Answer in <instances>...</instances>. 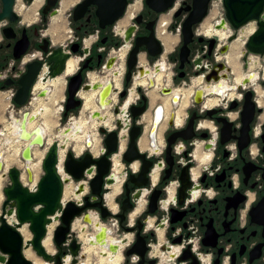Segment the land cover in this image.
<instances>
[{
	"label": "flooded vegetation",
	"instance_id": "1",
	"mask_svg": "<svg viewBox=\"0 0 264 264\" xmlns=\"http://www.w3.org/2000/svg\"><path fill=\"white\" fill-rule=\"evenodd\" d=\"M41 1L36 20L23 21L15 12L17 19L14 22L3 20L5 22L0 26V91L6 88L16 91L17 80L32 61L38 60L42 64L36 82L40 79V74H48L47 56L56 49L68 53L69 58H77L78 66L73 74L80 71L84 82H91L88 79L89 74L104 77V80L96 82L104 85L107 81L110 82V102L103 110L112 108L114 127L105 128L108 131L119 129L116 121L118 117L122 119V115L114 114L115 107L126 110L129 114L124 150L120 155V162L125 166V177L121 190L113 201L117 202L119 212L126 187L129 189L132 206L126 214L124 224L134 230L128 232L127 237L134 242L139 220L143 224L142 230L149 247L147 260L155 258L157 264H189L190 258L180 260V257L194 255L198 264H207V261L209 264H214L215 261L217 264H264V76L261 77L258 72L259 77L253 82L252 73L245 74L241 82L235 83V71L224 59L241 29L235 33L229 25L218 27L224 18V10L222 8L220 11L219 5L208 0L206 15L192 25L193 35L186 44L187 54L182 62L183 24L195 9V0H172L171 5L163 12L157 10L169 0H126L122 16L104 28L99 25L96 5L89 6L79 19L74 20L73 9L82 1L76 0L67 9L66 29L63 17V32L58 33L55 39L47 34V30L52 19L50 13L55 8L59 9L60 0H57L55 6L47 8L45 13L46 0ZM31 4L29 0H22L24 9ZM212 7L219 9L220 16H210ZM26 17L29 18V15ZM208 17L213 18L207 24ZM8 26L12 28L8 32L10 37H6L3 32ZM219 28L228 31L224 41L215 33ZM255 29L254 23L253 31ZM24 33L29 40L27 50L19 58H14L15 45ZM252 33L242 40V52L238 61H242L243 67L240 64L239 67L243 73L248 70L250 57H258L261 61L264 56L249 54L244 59L245 42L248 39L246 37ZM151 34L158 41L161 52L151 55L150 51L156 49L155 46L142 43L135 63L129 68V54L137 40L147 42ZM232 35L235 37L230 39ZM86 42H89L88 45ZM166 42L170 44L169 51H166ZM85 48L88 49L87 52ZM123 50L124 71L121 88L116 90L111 78L118 74L116 69L121 65L119 56ZM162 65L165 66V71L162 85L158 88L156 76L163 70ZM197 78H201L200 85L194 83ZM142 79L146 82L144 86L136 84ZM256 83L261 95L254 87ZM173 89H180L181 93L184 90L193 91L190 93L181 124L175 126L174 116L171 114L160 142L158 129L163 119V105L160 101L151 103L150 94L153 92L156 98L157 94L160 97L170 96L172 107H176L183 97L175 94ZM122 93L124 95L121 96ZM33 94L32 87L27 103ZM111 94L117 97L112 106ZM131 94H136L132 100L129 98ZM174 97L175 101L172 100ZM207 100H216L215 105L207 107ZM63 102H66V91ZM144 103V112L136 118L131 117V107H141ZM152 104H155L151 112L154 116L149 127L150 123L143 118ZM13 106L20 112L22 107L14 103ZM103 110H100L101 113ZM157 110L160 118L155 121ZM66 117L62 115V119L66 120ZM144 123L148 126H144ZM124 125L123 121L122 129ZM135 125L140 129L136 138L137 149L151 162L146 183L141 186L129 180L131 175L133 178L137 176L141 161H121L129 143V131ZM98 135L103 144L105 134L98 132ZM142 137L146 139V150H141L138 144ZM170 137L173 139L169 145ZM135 163L137 169L134 170L132 166ZM106 188L105 196L109 191L108 185ZM154 194L156 209L150 213L148 204ZM106 206L111 211L107 202ZM148 222L152 226L145 229ZM158 233H161L163 239L159 249L166 255L162 260L157 255H148L152 244L156 242V235L159 236ZM162 246L169 249L162 250ZM187 248L189 251H185Z\"/></svg>",
	"mask_w": 264,
	"mask_h": 264
},
{
	"label": "water",
	"instance_id": "2",
	"mask_svg": "<svg viewBox=\"0 0 264 264\" xmlns=\"http://www.w3.org/2000/svg\"><path fill=\"white\" fill-rule=\"evenodd\" d=\"M33 2L34 0H29ZM169 0L165 6L160 8L159 12L165 11L170 5ZM208 0H195V9L192 11L189 18L183 24L184 46L181 49V61L183 62L187 54L186 44L190 41L192 34L191 28L194 23L199 22L206 15V6ZM57 0H46L47 8L55 6ZM149 3V1H148ZM0 22L8 20L14 22L17 19V14L14 10L15 0H1ZM91 5H96V15L99 18V25L104 28L106 25L112 24L120 18L126 6V0H82L73 9V19H79ZM199 5V6H198ZM198 6V7H197ZM224 10V18L221 20V25L218 27H226L227 25L236 33L239 29L253 22L256 24V29L248 37L245 42L244 59H247L249 54L264 55V0H222ZM57 8L53 9L50 17L53 18L57 14ZM12 30L10 26L3 29L6 37H10L9 31ZM232 35L230 39L234 38ZM137 40L135 47L129 54L128 64L129 68L136 61V54L142 43L154 45L156 49L150 51L151 55H157L161 52L158 41L151 34L146 40ZM29 44V40L25 33L21 39L17 41L13 56L19 58L25 53ZM75 51V49H73ZM88 49L85 48V52ZM69 54L63 52L61 49H56L47 56L48 74H43L41 80L47 82L57 76L61 75L66 67ZM42 64L35 60L27 64L25 73L17 80L18 88L12 97V101L16 106L23 107L28 102L29 92L35 84L38 71ZM129 74L126 79L128 80ZM208 80V76L206 77ZM66 102L63 106V116L69 119L75 115L74 112H79L83 101L79 97L80 92L98 91L97 93V110L89 113L91 120L103 121L106 119L100 110L106 108L110 102L109 94L111 92L110 82L106 85L100 82H84L81 72L72 74L66 78ZM165 91V90H164ZM49 91L42 89L38 92L40 97L47 95ZM168 92V91H165ZM124 93L121 94V96ZM145 102V98L143 97ZM175 101V97L173 98ZM145 110V103L141 107H131V117L136 118ZM77 112V113H78ZM115 115H122L117 118L116 125L119 129L107 130L104 126H99L98 132L105 134L103 139V149L100 155L93 156L89 151L84 152L80 156H75L71 151H67L62 162L59 163V151L65 148L64 142L58 140L53 141L47 147V150L42 159V174L39 180L32 186L28 187L22 182V174L26 172L28 179H32V172L28 167V163L32 160V150L34 147L42 146L45 143V133L41 125H37L32 132L33 136L25 139L27 133L26 124L29 123L30 118L35 120L37 116H29V112L25 111L21 115V119L16 118L20 122L18 129V137L20 140L27 142L23 148L20 159L24 164V168L11 166L4 171L3 160H0V171L3 175L9 178V183L3 188L4 200L0 210V264H33L30 260L25 258L24 250L31 247L33 251L49 264H63L66 257H70V263L76 264L78 258L85 256L81 252L82 243L79 241L75 232H72L73 221L81 216L82 220L91 224V216L88 209H97L99 218L105 221L112 216V212L108 209L105 203V193L107 192V185L115 182L111 168V158L118 152L119 149V132L122 129L123 121L125 123L123 129H126L128 124V113L126 110L117 107L113 110ZM30 117V118H29ZM160 118V114L156 111L155 120ZM9 119H12V115ZM65 120V119H64ZM191 125V120L189 126ZM23 126V128H22ZM139 127L133 126L129 131V143L127 149L122 154V161L124 163H131L134 160L141 161L140 171L134 178L130 176L129 180L137 186L144 185L147 179V172L151 165L145 154L139 152L136 146V138L139 135ZM32 133V134H33ZM37 139V140H36ZM173 138H169V145ZM91 140L87 138L86 146L90 147ZM169 152V146L167 149ZM59 164H61V171L65 176L61 175L59 171ZM70 180L78 182L76 185V193L79 194L84 190L82 181H86L88 186V194H84L81 201H64L63 192L64 186ZM105 190V191H104ZM104 191V192H103ZM149 212L153 213L156 209L155 194L149 200ZM129 199V189L126 187L125 198L119 205V212L114 214L118 219V223L125 233L134 230L132 227L126 226V214L131 208ZM56 221L57 225L53 230V243L56 247L54 253H49L43 246V240L47 234L48 226ZM23 225H28L31 233V238L23 239L19 228ZM137 231L135 233L134 242L127 248L121 251L124 263L128 264L132 256H136L137 260L134 264H157L155 258L147 260V251L149 247L146 243L145 233L143 232V224L138 220L136 225ZM106 227L97 229V233L89 241L90 244L98 246L100 249L110 251L115 254L119 250V245L116 242L100 243L99 239L108 234ZM158 237L156 235V241ZM177 241H179L177 239ZM127 238L120 239L121 244H125ZM206 244V243H205ZM162 250L169 249L166 246L161 247ZM189 251V249H185ZM104 255V252H101ZM191 259L189 264H198L194 255L181 256L180 260ZM217 264V261L214 262Z\"/></svg>",
	"mask_w": 264,
	"mask_h": 264
},
{
	"label": "bare ground",
	"instance_id": "3",
	"mask_svg": "<svg viewBox=\"0 0 264 264\" xmlns=\"http://www.w3.org/2000/svg\"><path fill=\"white\" fill-rule=\"evenodd\" d=\"M37 1H39V0H34L32 2V4L34 5ZM75 1L76 0H60V5H59L58 12L51 19L50 27L47 30V34L50 35L53 39H55V36L58 33L63 32V26L62 25H63L64 13ZM17 9H19L18 12H20V11L23 12V10H24L22 5H21V8H17ZM28 15H29V12H27L25 14V17L28 16ZM250 24H252V26L248 27V29H246V30H244L245 28L243 29L244 32L247 31L246 32L247 34L252 33V31L254 29V23L251 22L247 26H249ZM215 33L219 36L221 41H224L227 38V36H228V31H226L225 29H220L219 28L218 30L215 31ZM246 38H248V37H246ZM88 43L86 42V45H88ZM165 45H166V51H169L170 44H168V42H166ZM242 45H243V41L242 40L241 41L235 40L231 44V50H230L229 54L224 59L227 60L230 63L231 69H233V71H235V75H236L235 79H234L235 83L241 82V80H242V78H243V76L245 74H250L251 75V73H252L253 78L251 76L252 79L251 78H249V79H251L254 82L256 80V78H258L257 69H259V70L262 69L264 71V56L261 58V61L260 60H256L255 62L253 61L252 62L253 66L249 65L248 70H247L248 72L243 73L242 70H241V68L243 66L240 68L239 66L241 64L238 61L239 56H240V54L242 52L241 51ZM124 56H125V51L123 50V52H121L120 56H119V60L121 61V65H119V67H117V69H116L117 70L116 72H118V74L111 78L116 90L121 88V78H122V75H123L122 73L124 71V61H123L124 60L123 59ZM251 59H252V57H250V61H251ZM142 61L143 60H141V62ZM246 63H247V61H246ZM260 64H262V65H260ZM77 66H78L77 65V58H69L67 60V62H66L65 70H64V72L61 75L57 76L56 78H54L52 80H48L47 82H43L41 80V77H40V79H38V81L33 86V92H34V94H36V98L32 99L30 101V103H29L31 105L30 107L32 108V111L30 112V114L33 115V116H40L39 118H41V122L40 123H41V126H42L43 130H44L45 136H46V133H47L48 130L50 132L53 131V126H55V129H57V131H55L53 133V140H50V142L49 143L47 142V143L51 144L55 140H58L59 142H61V141L64 142L65 148L60 149V151H59V159H60L59 163L62 162V160H63V158L65 156V153L67 151H70V150L67 149V146H68L69 141H71V140H74L76 142L82 141V143L85 144V145L82 144L80 146V148L78 149V153H81L83 148L86 146L87 138H89L91 140V145H90L91 150H93L94 148L96 149L95 155L91 152L93 154V156L96 157V156L100 155L101 152H102V149H103V146L100 147V149L98 148V138H96L97 136L96 137L95 136L94 137H89V136H86V135L82 134L81 130H82V127L84 126V121L82 119H79V118L73 116L63 126H60L59 123L56 122L57 113L60 111L61 107L55 108V104H57V101H55L54 98H53L54 97V92L59 88L60 84H62V83H63V86H62L61 91H63L64 86L66 85V78L68 76L72 75L76 71ZM162 68H163V70L158 72L157 76H156V82H157V87L158 88H159L160 85H162V76H163V72L165 71V66L162 65ZM244 70H245V68H244ZM110 72H112V71H110ZM88 76H89V79H90L91 82H96L97 80L98 81L104 80V77L101 78V77L97 76L96 74H89ZM105 78H108V77H105ZM144 78H146V77H144ZM139 80L137 81L136 84H140L142 86H144L146 84L145 80H143V79H142V81H139ZM244 80H245V78H244ZM194 83L196 85H200L201 84V78L195 79ZM39 89L40 90L46 89V90L52 92V97L49 95V92L47 93L48 97H46L47 95H45V99L43 98L44 96L40 97L37 94V91ZM205 89H207V88H205ZM173 91H174L175 94H181L183 96L182 103H181V108H180L179 111H181L182 109L187 108L188 101H189V96H190L191 91H193V90H191V91L190 90H184V91H182V93H181L180 89H173ZM256 91H257V93L259 95L262 94V92L260 91L259 88ZM62 93L64 94V92H62ZM97 93H98V91H87V92H80L79 93V97L83 101V104H82V107H81V110H80L81 114L84 113L85 115L89 116V113H91L92 111L98 109L97 105H96ZM3 95H4V93L3 94L0 93V112L6 106V102L4 100ZM192 95H193V92H192ZM11 96H12V94H11ZM8 98H9V96H8ZM150 98H151V103L157 100V98L155 97L153 92H151ZM110 99H111V106H112V105H114L116 103L117 97H116L115 94H111ZM165 100H167V102ZM172 100H173V98H172ZM128 102H129V100L126 101L125 105H127ZM215 102H216V100H207L205 102V105L207 107L208 106H212V105H215ZM161 104L163 105V111H164V112H162V114H163L162 121H164V122L166 121L167 122V120L171 116V112L168 111L170 109V107L172 106L171 102H170V96H167V98L164 99V102L161 103ZM259 104H262V102L259 101ZM109 110H110V108H107V109L102 111V114L107 116L105 120H103V121L92 120L93 121L92 126L95 129H97V131H98L99 126H104V127L112 126V128L114 127V122L112 124V119L114 118V116H113L112 112H109ZM179 111L176 113V118L174 120L175 126L176 125L179 126L181 124V122H182V118L183 117L180 116V112ZM160 113H161V111H160ZM31 115H29V116H31ZM153 116L154 115H152V117L150 118L149 114H148V115H145L144 118H143L144 121H146L147 123H150L149 127L152 124ZM32 118L33 117H31L30 118L31 121H29V123L26 124V130L25 131H27V133L25 134V139H29L30 136L34 135L32 130L38 124V122L36 123V121L32 120ZM39 118H38V120H39ZM158 119L159 118H157L156 120H158ZM155 121H153V122H155ZM19 123L20 122H18V120L15 117L12 116V119H10V121H8L6 123L7 125L4 127V129H6V133H4L5 135L3 136V138L1 140H2V143L3 142H8L7 147L10 148V152L7 153L5 156H4V153H2V150L0 151V160L1 159L3 161H4V159L6 160L4 171H6L10 167L9 165L12 164V163L19 165V166H16V167H19L21 169L24 168V164L20 162L19 158H20V155H21V152H22L23 148L27 145V142H25L23 140H20L19 137H18L17 133H18V129H19V126H20ZM22 128H23V126H22ZM158 130H159V134H160V137H159V141H160L161 138H162V135H163L164 128L160 127ZM126 134H127L126 130L122 129L121 133H120V146H119L118 152H117V154L113 155V157H112L111 172H112V174L114 176L115 182L112 185H108L109 191H108V193L105 196L107 204L109 205L111 210H113L115 212L117 211V208L115 206H112L111 203H112L113 199L116 197V194H118L120 192L121 184H122L123 179L125 177L124 174H123L124 170H123L122 164L120 162V155H121L122 151L124 150V144H125L124 143V138L126 137ZM14 139H15V141H17L16 143H18V144L11 143ZM138 144H139V147H140L141 150H146V139L144 137H142L140 139ZM98 149H99L100 154H97L98 153ZM71 152L75 155V153L72 150H71ZM32 156L34 158L36 156H40L41 157V153L38 151V148H35V147L33 148ZM37 160L39 161V157H38ZM31 161L28 163V167H29V169L32 172V171L35 170V168H36V166L38 164H35V163L31 162ZM132 167H133L134 170L137 169V164L136 163L133 164ZM59 171L62 172L61 171V164H59ZM62 176L64 177V175H62ZM23 178H24V174H22V180H23ZM82 183L84 184V190L81 193H79V194L76 193V185L78 183L73 185V186L70 185L71 181L66 183L65 186H64L63 200L64 201L72 200V201H76V202L81 201L83 195L87 192V186H85V185H87L86 181L82 182ZM0 185H1V183H0ZM1 198H2V196H1V190H0V200H1ZM89 215L91 216V224L90 225H92L96 230L103 227L101 222L98 220L97 215L96 216L92 215V214H89ZM56 225H57V222L54 221L48 226L46 237L43 240V246L48 252L52 251L51 237H52V231H53V229L55 228ZM87 226H88V224H85V223L83 224L82 222H79L78 220L74 221L73 222V226H72V228L77 231L76 235H77L79 241L82 243L81 252L85 256L84 259H82L78 263L79 264H122L123 258H122V253H121V250H122L121 247L125 246L126 244H119L120 248L115 254H112L110 251L100 249L98 246H95V245H92V244L89 243V241L93 237L90 238L89 235H86ZM24 230H25V226L24 225L19 228V231L21 233H23ZM102 236L103 237L99 239L100 243H103L105 239H108V240H111V241L113 240V237H111V236H109L107 234L105 236L103 234ZM95 249L98 250V253L96 252ZM24 252H25V255H29V256L32 255V253H31V251L29 249L25 250ZM101 252H104V255L101 254ZM95 254H98V256L94 257ZM69 262H70V257L68 256V257H66L64 259V263L63 264H70ZM33 263L34 264H49V262H45V261H43V260H41L39 258H35V257H34Z\"/></svg>",
	"mask_w": 264,
	"mask_h": 264
},
{
	"label": "rangeland",
	"instance_id": "4",
	"mask_svg": "<svg viewBox=\"0 0 264 264\" xmlns=\"http://www.w3.org/2000/svg\"><path fill=\"white\" fill-rule=\"evenodd\" d=\"M41 3H42V1L41 0H39V1H37L34 5L33 4H31L27 9H24L23 10V12L22 11H20V12H18L19 11V9H17V8H21V5H22V0H16V4H15V12L17 13V14H19V16H20V19L22 20L23 19V21H28V19H29V21H34V20H36V18L38 17L37 15H38V9H39V7H40V5H41ZM75 3V2H74ZM73 3V4H74ZM72 7V6H71ZM221 7V9H220V11H222V6H220ZM0 10H1V3H0ZM17 10V11H16ZM218 10L219 9H217L216 7H212V10H211V15L210 16H212V15H215V17L216 16H220V14H218ZM69 10H66L65 11V13H64V23H65V29H66V23H67V19H66V15H67V12H68ZM27 12H29V18L28 17H26L25 18V14L27 13ZM212 18L213 17H208L207 18V24L208 23H210V21H212ZM5 22V21H4ZM4 22H0V26H1V24H3ZM250 26H252V24H250L249 26H245V27H243L242 29H244L245 28V30L246 29H248V27H250ZM1 28V27H0ZM241 29V30H242ZM241 30L238 32V41H241V40H243L244 39V37L247 35V33H245V32H241ZM240 38V39H239ZM173 39L175 40V38L173 37ZM56 43H58V42H56ZM55 43V44H56ZM242 48V47H241ZM242 50V49H241ZM256 60H259V58L258 57H252V59H251V62H250V65H252L253 63V61L255 62ZM242 63V61H241V59H240V64ZM260 65H262V64H260ZM253 66V65H252ZM241 67H242V64H241ZM257 71L258 72H260L259 74H261V77H263L264 76V71L262 70V69H257ZM246 72H248V71H246ZM259 77V76H258ZM260 77V78H261ZM259 78V79H260ZM88 79H89V76H88ZM257 79L258 78H256V80L255 81H257ZM89 81H90V79H89ZM62 86H63V83L62 84H60V86H59V88L54 92V100L55 101H57V104H55V108H59V107H61V109H60V113L58 112L57 113V118H56V122L57 123H59V125L60 126H63L65 123H67L68 122V120L70 119H66V120H63L62 119V112H63V106H64V99H65V88H66V85L64 86V89H63V91H61V89H62ZM254 87L256 88V89H258L259 88V86H258V84L256 83L255 85H254ZM38 91H40V89L38 90ZM37 91V92H38ZM15 90L14 89H12V88H6L5 90H1L0 91V93H4V95H3V97H4V100H5V102H6V106H5V108H3L2 109V111L0 112V151L2 150V153H4V156L7 154V153H9L10 152V148H8L7 147V145H8V142H3L2 143V138H3V136L5 135L4 133H6V129H4V127L7 125L6 123L8 122V121H10V116L12 115L13 117H15V118H20L21 119V115H22V113L23 112H25V111H28L29 112V115H31L30 114V112L32 111V108L30 107L31 105L29 104V103H27L26 105H24L21 109H20V112L18 111V110H16V108H14V106H13V101H12V97H13V95L15 94ZM62 92H64V94L62 93ZM51 93V94H50ZM11 94H12V96H11ZM49 95L52 97V92H50L49 91ZM179 95H181V94H179ZM8 96H9V98H8ZM38 96V95H37ZM135 96H136V94H131L130 95V100H132L133 98H135ZM46 97H48V94H47V96ZM183 97V96H182ZM34 98H36V94H33L32 95V98H31V100L32 99H34ZM44 99H45V96L43 97ZM63 98V99H62ZM167 98V96L166 97H160L158 94H157V100H156V102H161V103H163L164 102V99H166ZM47 99V98H46ZM30 100V101H31ZM166 102H167V100H165ZM181 103H182V99H181V101L179 102V105L178 106H176V107H170V109L168 110V111H170L171 112V114L174 116L173 118H174V120H175V118H176V113L180 110V108H181ZM29 105V106H28ZM154 105L155 104H152V105H150L151 107H150V110H148V114H149V117L151 118L152 117V114H151V112H152V108L154 107ZM188 107V106H187ZM81 110V109H80ZM174 110V111H173ZM185 111H186V108L185 109H182L181 111H179L180 112V116L181 117H184V115H185ZM78 112V111H77ZM77 112H74L75 113V115H74V117H77V118H79V119H82L83 121H84V126L82 127V134L83 135H86V136H89V137H96V138H98V148L100 149V147H102L103 146V144H102V141H101V138L99 137V135H98V131H97V129H95L93 126H92V123H93V121L89 118V116L88 115H85L84 113L83 114H81V111H79L78 113ZM109 112H112V108H110V110H109ZM147 114V115H148ZM40 116H37V118L35 119V121H36V123L38 122V124L37 125H41V118H39ZM38 118H39V120H38ZM72 118V117H71ZM145 124L146 123H144V126H145ZM147 126H148V124H146ZM174 125H175V123H174ZM112 126H110V127H108V128H111ZM160 127L161 128H166V121L164 122V121H162L161 122V124H160ZM55 131H57V129H55V126H53V131H47V133H46V136H45V143L42 145V146H39V147H35V148H38V151L41 153V157L40 156H36L35 158L33 157L32 158V161L31 162H33V163H35V164H38L37 166H36V168H35V170L34 171H32V179L31 180H29L28 179V176H27V174L25 173V172H23V174H24V178H23V180H22V182L25 184V185H27L28 187H32V185H34L38 180H39V177L41 176V174H42V167H41V164H42V159H43V157H44V154H45V152H46V150H47V147L49 146V142H50V140H53V133L55 132ZM50 134V135H49ZM97 134V135H96ZM158 136L160 137V134H158ZM56 139V138H55ZM54 139V140H55ZM59 139V138H58ZM159 139V138H158ZM14 141V142H13ZM11 143H16L17 141H15V139L13 140ZM48 142V143H47ZM62 142V141H61ZM16 144H18V143H16ZM82 144H84V143H82V141H78V142H76V141H74V140H71V141H69V143H68V146H67V149L68 150H72L74 153H75V155L76 156H79V155H81V154H83L84 152H86V151H89V152H92L94 155H95V153H96V149L94 148L93 150H91V148L90 147H87V146H85L84 148H83V150H82V152L81 153H78V149L80 148V146L82 145ZM85 145V144H84ZM99 149H98V153L97 154H100V152H99ZM43 152V153H42ZM38 157H39V161L37 160L38 159ZM41 159V160H40ZM19 160H20V162L21 163H23L22 162V160L19 158ZM35 161V162H34ZM121 161H122V158H121ZM3 163H4V168H5V164H6V160L4 159V161H3ZM121 164H122V167H124L125 168V166H124V164L121 162ZM10 167L11 166H19V165H17V164H14V163H12V164H10L9 165ZM19 168V167H18ZM7 171V170H6ZM5 171V172H6ZM35 174H34V173ZM61 174L62 175H64L65 176V174H64V172H61ZM35 181V182H34ZM71 181V186H73V185H75V184H77L78 182H76L75 180H70ZM69 181V182H70ZM82 182H85V181H82ZM0 183H1V185H0V190H1V196H2V198H1V200H0V210H1V205H2V202H3V200H4V193H3V188L4 187H6L7 185H8V183H9V178L6 176V175H3V171H0ZM33 183V184H32ZM85 186H87V185H85ZM87 190H88V186H87ZM88 192L89 191H87L85 194H88ZM116 196H117V194H116ZM82 200V199H81ZM117 202H114V201H112V203H111V205L112 206H115L116 208L118 207L117 206V204H116ZM112 212H115V211H113V210H111ZM117 211H118V209H117ZM116 211V212H117ZM87 212H89V214H92V215H97V217H99V213H98V211H97V209H88L87 210ZM76 220H78L79 222H82L83 223V220H82V218H81V216H79V217H77L74 221H76ZM73 221V222H74ZM107 221L108 220H106L105 221V223H107ZM152 223H153V221H152ZM84 224V223H83ZM25 226V230H24V232L22 233V235H23V239L24 240H28V239H30L31 238V233H30V231H29V227H28V225H24ZM72 226H73V224H72ZM93 226L91 225H89L88 227H87V229H86V235H89V233L91 234L94 230H93ZM54 230V229H53ZM72 232H77L76 230H74L73 228H72ZM119 232V233H118ZM118 232L117 233H115V232H113L110 236L111 237H115L116 235H118V236H124L126 233L119 227V230H118ZM159 234V233H158ZM52 236H53V231H52ZM159 236L161 237V233L159 234ZM162 239V238H161ZM158 240H159V238H158ZM51 245H52V251H50L49 253H54L55 251H56V247H55V245H54V243H53V239H52V237H51ZM154 247H156V245L155 246H153V248ZM30 250L31 251V253H32V255H25V252H24V255H25V258H27L28 260H30L31 262H33V260H34V257L35 258H39V259H41V260H43L41 257H39L34 251H33V249L31 248V247H28L27 249H25V250ZM24 250V251H25ZM96 250V249H95ZM96 252L98 253V250H96ZM98 256V254H95L94 255V257H97ZM80 259L82 260L83 258H81L80 257ZM79 259V260H80ZM44 261V260H43ZM45 262H47V261H45ZM70 263V262H69ZM34 264V263H33ZM71 264V263H70ZM77 264H79V263H77Z\"/></svg>",
	"mask_w": 264,
	"mask_h": 264
},
{
	"label": "built area",
	"instance_id": "5",
	"mask_svg": "<svg viewBox=\"0 0 264 264\" xmlns=\"http://www.w3.org/2000/svg\"><path fill=\"white\" fill-rule=\"evenodd\" d=\"M213 4L215 5H219V6H222V0H213ZM1 22H3V21H1ZM43 74H40V77L42 76ZM106 203V202H105ZM118 209V208H117ZM118 212V211H117ZM117 212H112V216L111 217H109V218H107L106 220H108L107 221V223H105V221H102L99 217H98V220L101 222V224H102V226H104V227H106L107 228V230L109 231V233L107 234V235H111L113 232H115V233H117L118 232V230H119V223H118V219L116 218V217H114V214H116ZM82 218V217H81ZM83 223H85L84 221H83ZM85 224H87V223H85ZM153 224V223H152ZM152 224L150 225L149 224V222L146 224V226H145V229H148V228H150L151 226H152ZM90 224H88V226H89ZM87 226V227H88ZM91 226V225H90ZM87 229V228H86ZM93 232L90 234L89 233V236H90V238L91 237H94V235L97 233V230L95 229V228H93ZM119 233V232H118ZM127 235H129V233H126L124 236H118V235H116L115 237H113V242H116V243H118V245L119 244H121L120 243V239L121 238H123V237H126L127 238V242L125 243L126 245L125 246H122L121 247V249L123 250V249H125V248H127L131 243H132V240H131V238H129L128 239V237H127ZM131 236V235H130ZM107 242H111V240H108L107 239ZM156 245V247H154L153 248V246H155ZM160 245H161V243L159 242V240L157 239V241L155 242V244H152V249L150 250V252L148 253V255H152V256H155V255H157V256H159V258L162 260V259H165V257H166V255H165V253L163 252V251H161L160 249H159V247H160ZM120 247V246H119ZM121 250V251H122ZM80 259V257L78 258V261H77V263L79 262V261H81V259ZM84 259V258H83ZM166 259H168V258H166ZM136 260H137V257L136 256H132L131 258H130V262L128 263V264H134V262H136ZM124 259L122 260V264H125L124 262ZM76 263V264H77ZM207 264H209V261H207Z\"/></svg>",
	"mask_w": 264,
	"mask_h": 264
},
{
	"label": "crops",
	"instance_id": "6",
	"mask_svg": "<svg viewBox=\"0 0 264 264\" xmlns=\"http://www.w3.org/2000/svg\"><path fill=\"white\" fill-rule=\"evenodd\" d=\"M159 238V242L162 243L163 242V239H161L162 237L158 236Z\"/></svg>",
	"mask_w": 264,
	"mask_h": 264
},
{
	"label": "trees",
	"instance_id": "7",
	"mask_svg": "<svg viewBox=\"0 0 264 264\" xmlns=\"http://www.w3.org/2000/svg\"><path fill=\"white\" fill-rule=\"evenodd\" d=\"M64 120V119H63Z\"/></svg>",
	"mask_w": 264,
	"mask_h": 264
}]
</instances>
